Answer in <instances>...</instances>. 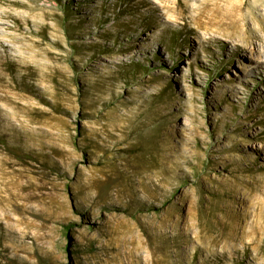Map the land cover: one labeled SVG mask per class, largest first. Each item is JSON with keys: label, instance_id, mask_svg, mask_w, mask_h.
<instances>
[{"label": "rangeland", "instance_id": "1", "mask_svg": "<svg viewBox=\"0 0 264 264\" xmlns=\"http://www.w3.org/2000/svg\"><path fill=\"white\" fill-rule=\"evenodd\" d=\"M258 52L264 0H0V264H264Z\"/></svg>", "mask_w": 264, "mask_h": 264}, {"label": "bare ground", "instance_id": "2", "mask_svg": "<svg viewBox=\"0 0 264 264\" xmlns=\"http://www.w3.org/2000/svg\"><path fill=\"white\" fill-rule=\"evenodd\" d=\"M251 45V44H250ZM259 55V61L256 62L257 63V67L255 68V70H260V67L264 64V57H262V54L258 52Z\"/></svg>", "mask_w": 264, "mask_h": 264}]
</instances>
